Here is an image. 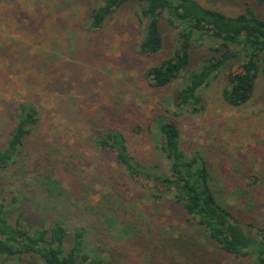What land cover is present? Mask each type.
<instances>
[{
  "label": "trees",
  "instance_id": "16d2710c",
  "mask_svg": "<svg viewBox=\"0 0 264 264\" xmlns=\"http://www.w3.org/2000/svg\"><path fill=\"white\" fill-rule=\"evenodd\" d=\"M253 1L264 6V0ZM133 3L141 27L136 44L139 54L155 56L162 52L163 19L176 32L171 54L145 71L154 88L174 87L175 97L170 105L175 114L199 113L203 108L202 91L228 67L233 69L227 75L223 99L233 107L250 102L258 80L264 78V19L252 8L226 14L197 0H99L91 11L88 30L99 32L112 14ZM7 38L0 35V53L11 52L12 44ZM35 38L36 35L31 36V47ZM203 46L211 56L191 68L193 52ZM67 99L74 107L64 114H71L76 122L81 115V108L75 106L76 93ZM173 114L166 109L150 125L160 162L147 165L134 154L128 127L114 128L103 122L93 123L96 126L81 133L71 147L48 141L32 151L27 143L39 129L43 114L31 102H12L9 131L0 142V187L5 190L0 194V264H110L114 250L102 248H108L114 239L124 240V235H128L133 244L142 246L138 235L142 230L138 229L135 235L127 232L124 219H153L146 215L151 203L157 209L163 205L176 208L180 215L176 219H184L186 225L238 264H264V218L258 224L245 223L235 209L222 201L210 164L201 154L184 150ZM30 152L42 159L29 163ZM106 160L114 168L105 166ZM80 164L88 165L92 177L83 178L87 174L82 170L76 175L71 173L75 180L80 179L73 194L78 193V201L82 195V207L64 197L65 184L73 188V180L66 181L59 169L63 165L77 172ZM18 172L27 176L28 181L21 183L17 178L16 184V180H9ZM132 182H142L149 198L147 207L136 208L124 197L120 187ZM10 185L22 191H6ZM241 190H232L229 197L249 207L251 196L245 191L240 193ZM94 196L97 203L90 201ZM86 204L91 207L87 209ZM30 211L33 216L28 217ZM88 213L92 223L80 225L81 216ZM100 219H121L111 238L98 239L94 234ZM156 219H161L160 214ZM177 230L179 234L173 243L189 255L197 243L194 239L193 243L184 241L188 230ZM149 241L163 249L162 239L155 233H150Z\"/></svg>",
  "mask_w": 264,
  "mask_h": 264
},
{
  "label": "rangeland",
  "instance_id": "374dc122",
  "mask_svg": "<svg viewBox=\"0 0 264 264\" xmlns=\"http://www.w3.org/2000/svg\"><path fill=\"white\" fill-rule=\"evenodd\" d=\"M197 1L226 14H239L252 8L264 19V6L253 0ZM98 3L99 0H0V35L9 37L7 40L12 44L9 54L0 53V142L6 138L11 124V103L22 99L36 105L43 114L39 129L27 143L32 151L48 141L55 145L57 142L59 147H71L81 133L96 126L93 123L103 122L114 128L128 127L132 149L139 161L147 165L158 163L160 157L151 139L150 125L166 109L170 114L177 113L170 105L175 97L174 87L154 88L145 71L171 54L176 32L163 19L164 49L155 56L141 55L136 48L141 30L136 4L119 9L107 19L103 29L91 32L87 23ZM34 35L36 40L31 47ZM210 56L204 46L195 49L191 68ZM15 60L19 62L16 66L12 64ZM230 69L233 67L226 68L202 91L203 108L199 113L175 114V120L184 150L201 154L212 167L213 182L221 192L222 201L235 209L245 223L258 224L264 218V78L258 80L248 104L233 107L222 96ZM69 93H76L75 106L81 108L76 122L71 114H64L74 107L68 102ZM32 154L29 153V163L42 159L39 154ZM104 165L114 168L107 160ZM87 168L88 165L80 164L76 172L63 165L59 167L66 181L73 180V188L65 184L64 197L78 207L85 205V200L79 195L78 201V193L73 194L80 179L75 177L76 184L71 173L76 175L82 170L87 174L83 178H92ZM23 176L18 172L9 180H16L17 184L19 178L22 183L27 177ZM1 188L0 194L5 192ZM120 188L134 207L148 206L149 198L142 182ZM237 188L242 189L240 193L245 191L251 196L249 207L229 197ZM7 189L12 194L22 191L11 185ZM90 201L97 203V196ZM86 207L91 206L86 204ZM159 214L161 219H156ZM146 215L153 219H124L127 232L135 235L138 229L142 230L138 234L142 246L133 244L123 234L124 240L114 239L108 248H102L114 250L110 264H238L186 225L184 219H176L179 215L176 208L163 205L157 209L151 203ZM27 216H33V212ZM81 217L80 225L93 221L89 213ZM100 221L94 234L106 240L116 233V224L121 219ZM177 229L188 230L184 241L193 243L194 239L197 243L189 255L173 243L179 234ZM150 233L162 239L163 249L149 241Z\"/></svg>",
  "mask_w": 264,
  "mask_h": 264
}]
</instances>
